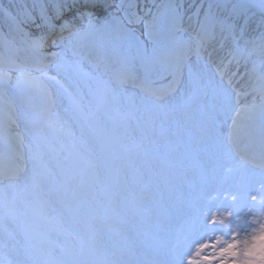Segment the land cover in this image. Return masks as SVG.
<instances>
[{"label": "snow or ice", "instance_id": "1", "mask_svg": "<svg viewBox=\"0 0 264 264\" xmlns=\"http://www.w3.org/2000/svg\"><path fill=\"white\" fill-rule=\"evenodd\" d=\"M254 9L261 13L260 26L264 27V0H31L19 4L16 0L7 4L0 0V40L9 51L24 65L50 58L40 64L47 83H33L38 78L27 80L23 71L15 82L17 87L27 84L40 93L41 119L50 121L55 116L56 130L63 131L65 122L59 109L67 101V112L79 123L82 146L88 154L94 149L110 152L117 137L127 140L134 129L140 132V139L114 162L113 170L117 187L142 217L145 234L154 225L150 208H158L165 215L166 198L175 187L171 152L161 151V145L167 146L164 126L174 110L170 97L180 90L185 71L193 89L186 95L198 101L211 92L214 113L231 120V131L219 147L214 167L228 166L231 171L234 157L239 156L242 164L260 169L259 191L249 192L247 200L232 195L231 203L215 214L211 209L196 210L192 197L185 227L176 244L167 250L170 258L153 259L147 264H240L250 251V242L264 231V31L246 38ZM51 48L59 51H47ZM68 53L72 60L66 59ZM214 56L219 61L215 68L219 82L207 73ZM13 66L22 68L9 64L6 69L0 60V89L13 86L8 75ZM50 69L56 75L49 76ZM162 75L173 77L169 94H159L151 87ZM240 81L243 85L238 88ZM129 87L142 93L139 105L125 103ZM246 96H252V102L242 105L241 98ZM242 114L249 121L245 134L250 140L255 137L257 117L260 121L259 152L251 158L242 154L238 144ZM109 124L116 135L109 132ZM28 126L31 122L26 120ZM202 135L207 137L208 132ZM43 143L38 140V144ZM48 150L54 151L51 146ZM153 152L158 155L156 166L147 159ZM142 158L147 176L137 168ZM21 159L15 171L0 174V180L6 179L13 190L23 187L35 195L36 214L46 216L49 201L44 185L51 183L52 173L44 150L31 156L30 169L28 160ZM130 173L138 178L134 187L128 183ZM58 187L69 203L78 204L81 186L74 174L62 178ZM249 217L259 222V227L241 238V223ZM3 231L15 246V236L6 228ZM216 233L230 239L221 246ZM130 255L135 256L134 249ZM6 264L23 262L8 260ZM125 264L136 261L129 259Z\"/></svg>", "mask_w": 264, "mask_h": 264}, {"label": "clouds", "instance_id": "2", "mask_svg": "<svg viewBox=\"0 0 264 264\" xmlns=\"http://www.w3.org/2000/svg\"><path fill=\"white\" fill-rule=\"evenodd\" d=\"M258 227L259 222H254L251 217L242 221L241 238L248 233L254 232ZM216 236L219 238L221 246L230 239L226 238L229 236H224L220 233ZM240 264H264V231L259 232L257 238L250 242V251L246 256L242 257Z\"/></svg>", "mask_w": 264, "mask_h": 264}, {"label": "bare ground", "instance_id": "3", "mask_svg": "<svg viewBox=\"0 0 264 264\" xmlns=\"http://www.w3.org/2000/svg\"><path fill=\"white\" fill-rule=\"evenodd\" d=\"M259 32H260V28H259L258 26H256V27L254 26V29H253L252 31L250 30V31L248 32V35H246V38H248V39L255 38V37L258 36V33H259ZM220 55L223 56L224 53H220ZM67 58H69V56H67L66 59H67ZM213 62H214L215 64H216V63H219L218 58H217L216 56L213 57ZM241 70L243 71V69H241ZM238 85H239V87H240V86L242 87L243 82L240 81V82L238 83ZM251 97H252V96H246V97H243V104H248V103H250L249 101H250ZM243 104H242V105H243ZM248 122H249V121H247V120L244 118L243 114H242L241 117H240V120H239V125H240V135H242V134L244 133V130H245L244 126H245ZM229 130L231 131V122H230V124H229ZM240 135H239V136H240ZM0 240H1V236H0ZM4 253H9L8 250H7L6 248H4ZM14 253H15V252H14ZM12 260H13V261H21L17 256L13 257Z\"/></svg>", "mask_w": 264, "mask_h": 264}, {"label": "rangeland", "instance_id": "4", "mask_svg": "<svg viewBox=\"0 0 264 264\" xmlns=\"http://www.w3.org/2000/svg\"><path fill=\"white\" fill-rule=\"evenodd\" d=\"M250 15H251V13H250ZM260 21H261V13L255 12V14L252 15V22H254L256 25L260 26ZM141 29H143L142 26H141ZM252 29H253V26H252L251 30ZM70 57H71V59H73L72 56H70ZM0 236H1V234H0Z\"/></svg>", "mask_w": 264, "mask_h": 264}, {"label": "trees", "instance_id": "5", "mask_svg": "<svg viewBox=\"0 0 264 264\" xmlns=\"http://www.w3.org/2000/svg\"><path fill=\"white\" fill-rule=\"evenodd\" d=\"M4 2H6V0H4Z\"/></svg>", "mask_w": 264, "mask_h": 264}]
</instances>
